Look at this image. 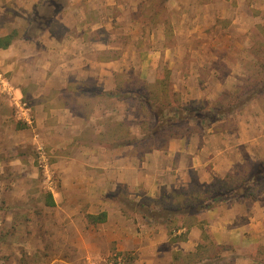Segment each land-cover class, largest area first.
<instances>
[{
  "label": "rangeland",
  "instance_id": "374dc122",
  "mask_svg": "<svg viewBox=\"0 0 264 264\" xmlns=\"http://www.w3.org/2000/svg\"><path fill=\"white\" fill-rule=\"evenodd\" d=\"M1 1L9 5L17 25L26 23L14 29V34L31 39L49 29L62 35V25L52 20L56 14L71 12L73 2L39 0L24 12L15 8L21 0H0V5ZM98 2L94 10L99 7L98 19L104 25L97 35L112 47L101 59H121L125 68L133 67L114 74L112 88L103 87L106 80L99 86L93 78L82 82L72 76L68 88L55 91L62 83L50 88L47 78V87L48 81L37 73L46 87L43 81L40 87L29 84L21 93L32 107L29 126L16 119L11 97L0 83V264H133L141 257L135 250L119 249L114 214H122L128 224H137L139 217L171 231L180 220L186 224L198 220L181 216L193 204L222 201L218 204L231 205L241 196L264 190V173L263 179L251 180L264 163L247 161L248 168L216 177L210 184H199L191 173L188 186L162 185L155 193L145 185L143 164L157 150L153 144L164 143L166 147L160 150L167 149L173 133L182 134L173 139L194 137L200 145L212 138V147L226 144L225 135L235 126L234 116L252 103L264 102V0ZM76 5L78 12L82 6ZM85 8L81 12L89 23L96 17ZM6 18L0 15V22ZM131 48L147 53L164 49L169 56L167 61H157L154 74L147 75L150 59L138 57L129 64V56L123 53ZM142 66L145 72L139 73ZM1 68L0 74L11 82ZM75 85L80 88L73 90ZM133 92L155 100L153 107L137 109ZM12 93L20 91L14 86ZM37 102L46 103L42 123L36 121ZM67 107L77 119H68ZM158 107L164 108L162 114L167 117L180 107L183 120L167 131L160 129L146 143L143 136L152 134ZM116 168L123 170L121 176L114 175ZM50 194L54 206L47 205ZM102 212L113 217L107 223L92 224L88 216ZM208 242L215 244L206 240L202 244L209 249L189 259L179 255V259L184 264L195 260L232 264L242 258L264 261V245L252 246L244 256L245 252L233 249L228 261L220 257L224 246L217 249Z\"/></svg>",
  "mask_w": 264,
  "mask_h": 264
},
{
  "label": "crops",
  "instance_id": "0c3cea01",
  "mask_svg": "<svg viewBox=\"0 0 264 264\" xmlns=\"http://www.w3.org/2000/svg\"><path fill=\"white\" fill-rule=\"evenodd\" d=\"M21 1L23 3L15 5V8L25 12L26 9H32L31 6L39 0H33V3L30 2L31 0ZM72 1L69 7L72 8L71 12H66L65 15L56 14L52 20L53 24L62 25L65 34L61 35L49 29L36 39L14 34L17 31L14 29L20 30L26 23L17 25V20L13 18L14 14L8 11L9 5L4 6V1H1L0 15L7 18L5 22H0V38L9 36L11 43L7 47L0 48V65L1 69L9 74L10 84L13 88L15 86L16 91L24 94L29 84L40 87L43 79L38 78L37 73L42 74L45 80L47 78L50 80L51 86L47 80V87H54L56 82H61L62 84L58 83L55 91H63L64 87L68 88V80H71L72 76L82 82L93 78L99 86L102 80H106L105 86L102 85L110 89L114 74H123L124 71L132 70L131 66L125 68L121 59L112 61L101 59L106 49L112 47L97 35V31L103 29L104 25L101 19H98L99 7L94 10V4L98 0ZM77 3H80L81 9L83 6L86 7L85 11L92 10L91 14L96 17V20L92 19L88 23L85 12H81V9L76 11ZM24 22H26L25 19ZM11 30L14 32L11 33ZM126 53L123 55L129 56L127 59L129 64L138 57L150 59L147 75L154 74L152 68L155 64L157 65V61L163 59L167 61L169 56L164 49L147 53L131 48ZM144 70L142 66L139 73L145 72ZM43 84L45 86V81ZM79 88L75 85L73 90ZM45 104L36 103L38 123L43 122ZM252 104L243 109V113L234 116L235 126L230 129V134L225 135L226 140L229 141H226L224 145L212 147L213 138L200 145L199 141L195 142L194 137H189L172 139L166 150H155L149 153L148 160L143 163L146 167L144 171L147 176L146 187L154 193L159 191L162 185H167L169 188L186 187L190 184L192 174L196 176L199 184H210L216 177L233 174L238 168H248L247 161L264 163V102ZM67 109L70 112L68 119H77L74 113L72 114V110L68 107ZM84 118L81 117L82 121L85 120ZM221 137L223 138L224 135ZM122 171L116 168L114 175L121 176ZM156 175L164 177L158 179ZM260 177L263 179L262 175ZM157 180L158 183L155 184ZM150 197H157V195L150 194ZM114 215L117 219V223L114 224L116 232L114 239L118 241L119 249L135 250L141 257L140 260H134L133 264H184L185 260H180L179 255L182 259L187 258V255L197 252L198 246L204 242L201 222H206L205 228L215 245L224 246L222 260L229 261L233 249L245 252L244 256L252 246L264 245V190L257 192L256 195L241 196L231 205L230 203L218 204L210 209H201L194 216V219L198 220L194 221L195 223L189 228L184 226V221L181 220L178 226L170 231L163 225L151 226L144 223L139 217L137 224L135 222L128 224L122 214ZM111 217L113 215L107 213L108 222ZM182 236L183 239H181ZM234 261L232 264H260L251 258ZM191 262V264H199L201 260ZM220 264L225 263L220 261Z\"/></svg>",
  "mask_w": 264,
  "mask_h": 264
},
{
  "label": "trees",
  "instance_id": "16d2710c",
  "mask_svg": "<svg viewBox=\"0 0 264 264\" xmlns=\"http://www.w3.org/2000/svg\"><path fill=\"white\" fill-rule=\"evenodd\" d=\"M10 43H11V37L7 36L5 38H0V48L7 47ZM121 90H120V92H121ZM133 93H134L133 94V101L136 103L137 109H141L144 106L146 107V105H149V107H151V108L153 107V104L155 103V100L152 101L150 97H146L143 94H141L140 92L139 93L133 92ZM171 105H173V104L171 103ZM171 108H173V106ZM162 109H164V108H161V107L159 108L158 107V113L155 116V119H156L155 120V124L152 127V131H153V132H151L152 134H150V132H149V133L145 134V136H143V140H146V143H148L149 141H152L154 139V137L158 136L160 134L159 133L160 129H161V131H167L169 129V127L173 126V124H177L176 122H178V124H179V120H183V117H182L183 110L180 107H178V109H176L175 114L168 115V117L165 116L164 113L162 114ZM152 110H154V108ZM181 135L182 134L173 133V135H171L170 138H172V139L174 137L178 138ZM151 147L153 148V150H154V148L157 149V150H160V149L165 148L166 144H164V143L163 144H158V145H154L153 144V146H151ZM262 167H263L262 171L260 170L257 174L253 175V178H251V180L252 179L255 180V178L260 177V175L264 173V166H262ZM256 183H258V182H256ZM211 199L212 198L209 196V198L207 200L211 201ZM197 200H199V199H197ZM220 202H222V201H220ZM220 202H216L217 204L212 203V204H208V205H205V206H203V205L196 206L195 204H193V206H191L192 208L186 213V215L181 213V216H182L183 219H184V217H186V219H187V217H189V216H193L194 217L195 214H196V211H199L202 208L203 209H206V208L210 209V208L218 205V203H220ZM47 203H48L47 205H49V206H54L55 205V201H54L53 196L51 194L49 195V200H48ZM170 215H173V214H170ZM88 218L90 219V222L92 224L104 223V222L107 221V213L106 212H102L99 215H89ZM200 224H201V228L203 230V239H204V241H206V240L209 241L210 237H209L206 229H204L205 222H201ZM183 225L184 226L186 225V227L189 228L190 226L193 225V223H190V224L187 223L186 224V221H185ZM183 238L184 237L182 236L181 239H183ZM208 243L212 247H214V248L216 247L217 249H219L221 247V246H217V245L213 244L212 242H208ZM201 249H209V246L207 244H200V246H198L197 252L187 255L186 259H189V258L195 256L198 253V251L201 250ZM217 257H219V256H217ZM256 262L260 263V264H264V261H256Z\"/></svg>",
  "mask_w": 264,
  "mask_h": 264
},
{
  "label": "built area",
  "instance_id": "2783aa9c",
  "mask_svg": "<svg viewBox=\"0 0 264 264\" xmlns=\"http://www.w3.org/2000/svg\"><path fill=\"white\" fill-rule=\"evenodd\" d=\"M0 83L1 87L5 91L4 93H7L11 97V102L16 119L31 126L33 124L32 107L27 101L24 100L21 93H19V95H16V93H12L14 88L11 86L10 82L7 79L3 78L2 74H0Z\"/></svg>",
  "mask_w": 264,
  "mask_h": 264
}]
</instances>
